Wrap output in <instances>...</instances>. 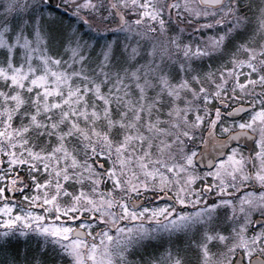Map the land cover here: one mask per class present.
Listing matches in <instances>:
<instances>
[{"label": "snow or ice", "instance_id": "snow-or-ice-1", "mask_svg": "<svg viewBox=\"0 0 264 264\" xmlns=\"http://www.w3.org/2000/svg\"><path fill=\"white\" fill-rule=\"evenodd\" d=\"M0 264H264V0H0Z\"/></svg>", "mask_w": 264, "mask_h": 264}]
</instances>
